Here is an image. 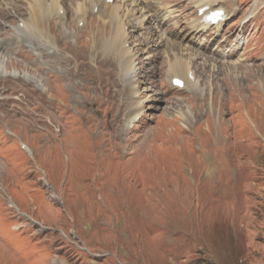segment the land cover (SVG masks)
<instances>
[{
  "label": "rangeland",
  "instance_id": "obj_1",
  "mask_svg": "<svg viewBox=\"0 0 264 264\" xmlns=\"http://www.w3.org/2000/svg\"><path fill=\"white\" fill-rule=\"evenodd\" d=\"M26 1L0 0L1 33ZM114 1L123 23L64 0L67 26H41L55 76L33 37L0 58V264H264V0H212L226 24L199 32L196 0Z\"/></svg>",
  "mask_w": 264,
  "mask_h": 264
},
{
  "label": "bare ground",
  "instance_id": "obj_2",
  "mask_svg": "<svg viewBox=\"0 0 264 264\" xmlns=\"http://www.w3.org/2000/svg\"><path fill=\"white\" fill-rule=\"evenodd\" d=\"M63 1L64 0H28L26 1L27 17L24 19H21L19 25L14 30H4L3 33L0 32V37L3 39V43L0 42V48L2 49V51H0V58L5 55L9 61V64H11V62L14 64L13 60L16 57L23 56L28 40L30 39V37H33L36 40L45 42V44L41 43L43 44L42 47H39L36 49V51L38 52L37 55L39 59L40 58L42 59V61H39L36 63L37 70L45 72V74L48 76L50 75L55 76L57 74L58 66L64 67V65L61 64L62 57L61 55L55 52L47 51L46 48L48 46V43L51 42V40L41 31V26L46 22H51L57 19L59 21L58 23L60 26H63V27L67 26L66 24L70 20H68L66 16L60 14V12L63 10L62 9ZM87 3H90V5L92 4L91 11H94L95 8H98V13L100 14V16H103L104 18L107 19V21L105 20L106 23L113 24V23L119 22L120 20H121L120 22L123 23L125 15L120 16V13L122 11L121 6L116 5L115 1L112 4H109L108 0H84V3H81L78 5V7H76V12H75L76 14L73 16L74 19L78 15H80L81 17L85 15L84 9ZM204 3L207 4L206 1ZM201 4L203 7L204 6L203 2H200V5ZM212 11H215V10H211L210 12ZM55 17L57 19H55ZM202 18L203 17H201L197 21L196 25L193 26L195 31H197L200 27L205 28L207 26V24L203 21ZM223 25L224 23L220 22L219 24L215 26V28L220 29ZM120 39H121V35L120 33H118L114 38L108 41L107 47H108L109 52L111 51L110 46L112 42L114 41L115 43H119ZM55 43L58 48L62 47L63 45L61 41L60 47H59L58 38L55 41ZM119 57L122 58L121 62L124 64L123 65L124 70H122V73L125 74V77L129 78L131 76H134L135 73L132 67L134 58H133V55L130 54V51L126 49V51L123 52L121 56ZM126 58H128V60H126ZM131 62H132V65H131ZM168 65H169L168 76L172 77L171 78L172 83L176 79L182 80L184 82V88H183L184 90L189 88L191 85H193L195 81H193V75L191 74L189 70L190 62L188 61V59L180 57L179 59H176L174 63H171V64L168 63ZM229 67H230V70H235L239 68V67H235V65H232V64H230ZM64 68L68 69L67 66H65ZM76 68H77V71H83V72L90 70L83 63L78 64ZM27 70L28 72L31 71L30 68H28ZM257 77L260 78L258 82L259 85H261V88L264 89V73L259 74ZM246 78H248L247 75H246ZM250 79L254 80L252 78V75L249 73V80ZM94 91L96 93L97 99L100 100L102 98L101 84L95 87ZM151 101H154V100L152 99ZM0 103H4V100L0 99ZM130 108L132 107L130 106ZM137 119H134L135 122ZM131 121H132L131 114L129 113L128 115L125 116L123 120V125L121 127V130L123 131L122 133L123 135H129L136 129L137 125L134 128L129 127L128 123Z\"/></svg>",
  "mask_w": 264,
  "mask_h": 264
}]
</instances>
